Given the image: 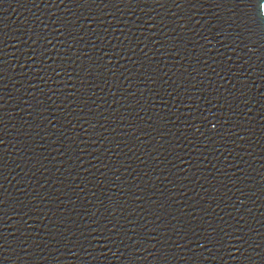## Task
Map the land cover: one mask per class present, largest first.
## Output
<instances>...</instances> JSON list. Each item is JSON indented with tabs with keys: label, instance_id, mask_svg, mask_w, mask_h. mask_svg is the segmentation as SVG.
<instances>
[{
	"label": "water",
	"instance_id": "95a60500",
	"mask_svg": "<svg viewBox=\"0 0 264 264\" xmlns=\"http://www.w3.org/2000/svg\"><path fill=\"white\" fill-rule=\"evenodd\" d=\"M0 264H264V0H0Z\"/></svg>",
	"mask_w": 264,
	"mask_h": 264
}]
</instances>
